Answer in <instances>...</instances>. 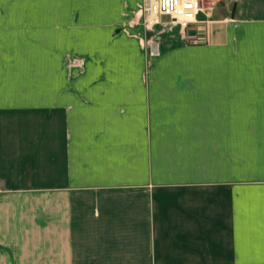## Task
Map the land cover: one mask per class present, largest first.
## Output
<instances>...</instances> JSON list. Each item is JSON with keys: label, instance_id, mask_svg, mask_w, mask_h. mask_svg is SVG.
<instances>
[{"label": "crops", "instance_id": "0c3cea01", "mask_svg": "<svg viewBox=\"0 0 264 264\" xmlns=\"http://www.w3.org/2000/svg\"><path fill=\"white\" fill-rule=\"evenodd\" d=\"M224 1L0 0V264H264V0Z\"/></svg>", "mask_w": 264, "mask_h": 264}, {"label": "built area", "instance_id": "2783aa9c", "mask_svg": "<svg viewBox=\"0 0 264 264\" xmlns=\"http://www.w3.org/2000/svg\"><path fill=\"white\" fill-rule=\"evenodd\" d=\"M206 0H142L139 12L147 27L158 24L161 17H168L171 24L181 30H188L198 23ZM202 42V40H199ZM198 40H195L197 43Z\"/></svg>", "mask_w": 264, "mask_h": 264}, {"label": "rangeland", "instance_id": "374dc122", "mask_svg": "<svg viewBox=\"0 0 264 264\" xmlns=\"http://www.w3.org/2000/svg\"><path fill=\"white\" fill-rule=\"evenodd\" d=\"M203 11H209L212 10L213 13H217L218 15L224 14L225 16L228 14L227 12L231 9V4L226 3L224 0H206L203 3ZM224 12V13H223ZM167 20L168 18H163ZM73 61H76V59L72 58ZM71 61V60H70Z\"/></svg>", "mask_w": 264, "mask_h": 264}]
</instances>
